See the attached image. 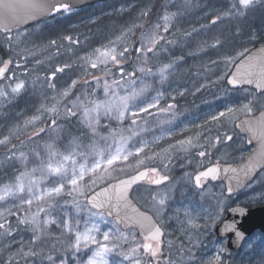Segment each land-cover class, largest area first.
I'll list each match as a JSON object with an SVG mask.
<instances>
[{
  "label": "rangeland",
  "instance_id": "1",
  "mask_svg": "<svg viewBox=\"0 0 264 264\" xmlns=\"http://www.w3.org/2000/svg\"><path fill=\"white\" fill-rule=\"evenodd\" d=\"M178 1L174 0L173 3L171 0L163 4L166 10L177 9V11H165L164 15L159 16L166 28L164 27L163 32H161L156 27L153 30L156 33L155 38H148L147 35L143 37L142 47L147 50V46L154 45L158 37L160 40H164V34L173 26V28H179L184 32L188 31L190 35L195 34L199 37L196 41L199 48L194 50L193 54L191 53V59H194L189 61L184 59L180 61L181 64L178 63L174 67H169L161 74L152 71V65H146L145 71L142 74H137L135 80L137 81V88L144 84L147 91L134 104L129 105L124 119H117L115 112L106 117L117 122L128 121L140 114L147 117L152 110H163L167 103L185 99L188 96L191 97L194 105L182 107L177 115L167 120H163V116L162 120L158 118L149 131L142 132L137 137L130 138L125 142L117 143L88 162L68 167L63 160L59 166L56 165L62 171L54 173L52 179L43 178L36 181L24 176V174H19L15 169L21 164L18 158L15 160L11 156H0V180L5 182V185L0 188V197H3L0 199V219L6 220L16 210L29 205L27 203L29 200L32 204L55 194L50 193V190L60 187L61 184H63L61 192L74 189L81 193L92 181L105 178H109L108 181L115 180L143 167L151 166L155 174L173 175V178L155 186L142 184L132 191V196L143 208L150 210L165 228L166 238L163 247H166V250L173 257L169 254L163 255L159 247V253L156 257H152L150 254L152 257L149 258L150 262L157 260L156 264H213L217 255L220 256V262H222L223 242L215 237L210 238L208 235L221 218L224 191L219 184L199 189L195 185L194 174L196 170L207 167L216 161H233L235 159L239 161L244 158V156H220L223 152L220 143L225 141L228 132L232 133L234 123L238 118L248 114L251 110L255 112L263 108L264 95L257 94L249 88H229L227 91L218 93L220 89L213 87L217 84L211 79L213 76L210 73L213 71L209 67L213 64L220 65L223 62L217 71L230 72L233 64L240 56L264 39V0H258L249 6H244L241 0H191L192 2L183 0L179 2L182 5V10L179 8ZM152 2L153 0H110L105 4H98L75 13L67 9V21L73 22L69 27L72 31L65 32L63 42H58V44H62L61 53H59V49H56L58 48L56 44L58 35H55V38L54 36L46 38L43 32L27 31L2 34L4 52L2 55L0 54V65L5 63L4 66L0 67V148L6 149V146L13 142V138L23 137L31 130L39 129L46 117L44 111L50 109L45 107L46 100L49 103V99L55 95L59 88L65 90V86L71 85L76 78L85 75L86 72L84 73L83 67L93 68L92 64L96 63L97 69L104 67V70L108 71L114 65L116 66L111 61L107 64L101 63L103 58L100 53L106 50L111 51L114 48L116 52L124 53L123 56H117V59L123 62L127 57L125 48L130 43L133 44V36L128 32H135V27H133L137 25L135 20L140 18L139 14L145 16L144 12ZM205 4L211 10H242L248 19L244 24H250L251 30H254L252 34H246L250 35L249 38L242 37L238 42H235V48L228 52L224 51L221 55V57L225 55L221 58L224 61L214 56L219 50L214 49L215 46L212 47L208 42L216 41V39L207 38V34L215 35L218 28L214 24L202 21L204 16L192 17L193 12L191 10L202 9L206 6ZM111 15L114 16V22H116V17L121 19L122 16L120 15H124L123 17L130 18V23L120 25L119 33L109 41L107 38V42L106 40L101 42L100 38L106 27L100 28L97 34L100 38L98 43H93V47L91 40V42L85 43L86 45L83 44L84 51L78 48L75 53V47L82 43L76 37L66 38V35L74 34L75 30L80 28L82 24L81 32H83L86 29L83 26L100 22L105 16ZM82 17L84 18L80 21ZM76 19L78 22H75ZM194 21L195 25L198 21L197 25L199 26L191 28ZM213 28L215 29L212 32H208L209 29ZM84 32L89 33L87 30ZM109 35H114V31L113 33L110 32ZM149 39L151 42L148 43ZM70 50H72L71 54L68 53ZM220 53H222L221 49ZM23 55L26 57L25 60L21 58ZM228 55H235V58L226 59ZM10 57L14 58V61L8 65ZM34 62H36L35 65L27 71L30 86L26 87V81L20 80L18 73L10 71V76H7L9 70H22L24 69L23 65L26 64V67ZM59 64H64V72L57 71ZM51 68L56 73L55 80L47 82L48 86L35 89L37 83L34 84V82L41 78L39 71ZM186 68L193 70L194 74L191 75ZM162 75L166 79L162 80ZM48 80L51 79L48 78ZM20 82H23V89L19 93L13 92L12 89ZM49 84L52 87L57 86V90L50 87ZM35 90L37 94L44 95L45 93L49 97L41 100L31 98V95L35 94ZM209 90L214 92L213 95H209V99L198 101ZM159 93L161 98L159 103H156L153 98ZM42 100L45 102L43 103ZM23 102L27 108L25 106L20 108L23 106ZM32 102L36 104V111L39 114L33 111L35 107L29 106V103ZM150 104H155V106L148 108L146 112L139 111L140 108H147ZM133 112L136 115H132ZM221 112H224L225 115L220 116ZM183 136L189 137L193 141L190 146L180 148L179 155L173 142ZM216 142L219 143V146L216 145ZM211 146L210 152L208 149ZM120 147H123V151L120 153L121 158L112 165H108L107 160L115 155L117 148ZM138 149H142V151L135 154ZM245 149L243 144L244 153L247 151ZM174 151L177 156L174 155ZM128 152H132L134 155L129 156L127 160L123 159ZM201 152H204L205 155L200 156L199 153ZM178 156L180 159L177 158ZM20 160L22 162L23 158L21 157ZM96 164H99L100 167L96 168ZM82 170L84 175L83 179H80L79 173ZM72 178L77 179V185L74 186L70 183ZM21 187L23 191H20ZM246 191L245 203L256 204L264 201V172ZM161 201L164 202L161 203ZM47 221H49L47 225L57 235L65 237L63 244L70 251V253L56 258L52 264H62V262L64 264H84L89 258L93 259L96 264H105V262L106 264H143L144 259L137 249H127L122 255L119 249L112 244L121 237V227L106 214L97 211L86 222H82L69 214L56 212ZM93 224L99 226L98 231L90 233L95 242L93 239H88L87 248L81 247L78 251L70 248V245L75 244L77 232L83 234ZM193 225H197V227H193ZM105 233L109 236L107 241L104 239ZM21 240L23 242V238ZM17 243H20V240ZM39 243L43 244V241ZM81 243L83 245V241ZM104 246H107L109 250L104 251ZM97 252H100V255H96ZM240 259H243L245 264H264L263 234H257L248 240L245 245V252ZM145 263L149 264L148 258H145Z\"/></svg>",
  "mask_w": 264,
  "mask_h": 264
},
{
  "label": "trees",
  "instance_id": "2",
  "mask_svg": "<svg viewBox=\"0 0 264 264\" xmlns=\"http://www.w3.org/2000/svg\"><path fill=\"white\" fill-rule=\"evenodd\" d=\"M163 4L164 3L160 1L154 0L151 5H148L150 6L149 8H147L148 6L146 7L147 9L144 12L146 17L143 14H139L138 16L140 18L135 20L137 24L133 26L135 27V32H128L133 36V44L130 43V45L125 48L128 49V51L125 59L126 64L123 66V73L121 72V68L115 65L111 70L108 69V71L104 70V67L102 69H97L98 67H83V71L84 73L86 72V74L76 78L71 85L65 86V90H61L60 88L57 90V86L52 87L49 84L50 87L57 91L55 95L51 96L49 103L47 100L45 103V107H49L50 109L55 108L56 110L55 112L44 111L46 116L44 122H48L47 126L43 129H33L23 137L13 138V142L11 141L12 143H9L6 149L0 148V156H11L15 160L18 158L21 164L15 167L17 170H15L16 172L24 174V176L36 181L43 178L52 179L54 174L52 169L57 168L56 165L59 166L63 160H65L68 167L88 162L97 157L104 150L106 151L117 145V143L125 142L130 138L137 137L142 132L149 131L158 118L162 120L163 116V120H167L177 115L182 107L186 108L187 106L194 105L191 97L188 96L185 99L167 103V106L163 110H152L147 117L140 114L125 122H117L108 119L106 115H103V110H101L98 121L91 120V123H89V119L91 118L85 119L83 115L85 108L91 109L96 103H102L111 98L110 94L106 96L103 91L105 81H107L110 86L113 81H120L123 83L124 80L128 79V73L133 74L132 78L135 79L137 74H142L139 69H145L146 65H152V71L161 74V69H165L166 71L169 67H174L178 63L181 64L180 61L184 59L188 61L194 59H191V53L193 54L194 50L199 48L196 42L199 37L195 34L190 35L188 31L184 32L179 30V28H173V26L164 34V40H160V37H158L154 45L147 46V50H145V47H142L143 37L147 35L148 38H155L156 33L153 30H155L156 27H158L161 32H163L164 27L166 28L159 16L164 15L165 11H177V9L166 10ZM180 10H182V8H180ZM120 16H122L121 19L115 18L116 22H114L113 15L105 16L100 22L83 26L86 27L83 32H81L82 24L80 28L75 30L76 33L74 32V34L66 35V38L74 36L82 43L75 47V53L78 48L84 51V45L91 42V40V45H93V47L95 43H98L100 38L101 42H104L107 38L109 41L119 33L118 29L120 25L127 22L130 23V18L128 19L127 16L123 17L124 15ZM83 18L84 17H82L80 21ZM76 21L77 19L75 22ZM71 24L72 21H67L66 32L72 31V29L69 28ZM103 27H106V29L99 38L97 36L98 31ZM86 30L89 31V33L86 34L84 32ZM113 31L114 35H109V33H113ZM55 35H58V33L52 34V36ZM207 38L217 40L213 35L207 36ZM56 42L58 45L56 49L58 50L60 47V44H58L59 37H56ZM208 42L213 47L215 41L211 40ZM211 46L210 48L212 49ZM234 46L235 44L229 47L226 46L224 50H221L222 53L218 51L214 56L221 59L225 57V55L221 57L224 51L228 52L235 48ZM149 48L151 51L148 50ZM213 48L217 49L216 47ZM68 53L71 54L72 50L68 51ZM235 55H228L226 59L229 57L234 58ZM221 60L224 61L223 59ZM13 61L14 58L10 57L8 65H11ZM35 63L36 62L30 63L26 67V64L23 65L24 69L22 70H9V75L7 76H10V71L18 73L20 74L19 79L26 81V87L30 86L29 73L27 71L31 66H34ZM221 64H223V62ZM2 65H4V63ZM220 65L213 64L209 67L213 71L210 73L213 76L211 79L216 81L217 84L213 87L220 89L218 93L220 91H227L230 88L227 80L221 75L226 72L217 71ZM165 66L167 67L165 68ZM52 69L53 68L39 71V73H41V78L34 82V84L37 83L34 87L35 89L48 86L47 82L51 81L48 80L47 74H49ZM186 70L191 75L194 74L193 70L188 68H186ZM65 91H68L67 96H64ZM115 91L121 96L126 93L123 88H116ZM213 93L214 92L210 90L207 91L203 98L198 101L209 99L208 96L211 94L213 95ZM45 97L48 98L49 95L45 93L44 95L37 94L36 90L35 94L31 95V98H38L39 100L45 99ZM42 102L44 103L45 100H42ZM29 104L31 108L35 107L33 109L34 112H38L36 111V104L33 102ZM22 105L23 106L20 108L24 106L27 108L24 102ZM69 109L75 112L76 115L67 116ZM37 114H39V112ZM30 115L33 114L30 113ZM53 120L57 121L56 125L52 124ZM133 121H135V123H133ZM192 141L193 140L186 136L176 139L173 143L174 146H176L175 149L177 154L180 155L179 149L189 145V142L191 144ZM174 155L177 156L175 151ZM21 157L23 158L22 162L20 160ZM177 158L180 159L179 156ZM49 166H51V168ZM108 179L109 178L92 181L81 193L74 189H68L60 192L59 195H50L40 201L16 210V212L12 213L6 220L0 219V259L6 264H50L48 260L49 256H52L55 260L60 256L70 253L63 244L65 237L57 235L45 221L48 220L52 214L61 212L69 214L79 221L86 222L92 214L97 212L89 206L87 201L88 194L95 188L106 183ZM2 182L3 180H0V188L5 185V182ZM41 209H43V211H41ZM120 231L121 237L116 240V243L112 244L115 248L119 249L122 255L127 249H137L144 259L142 262L143 264H146L145 258H148L149 264H156L157 260L156 262H150L149 258L152 257L143 247L144 244H151L155 247V243L144 239L137 230L120 229ZM22 238L23 242L21 240ZM19 240L20 243H17ZM40 241H43V244H40ZM166 249L167 248L163 247V245L160 247L163 255L170 254ZM231 264L236 263L231 262ZM237 264L240 263L237 262ZM241 264H245L243 259Z\"/></svg>",
  "mask_w": 264,
  "mask_h": 264
},
{
  "label": "water",
  "instance_id": "3",
  "mask_svg": "<svg viewBox=\"0 0 264 264\" xmlns=\"http://www.w3.org/2000/svg\"><path fill=\"white\" fill-rule=\"evenodd\" d=\"M97 1L98 0H0V28L10 30L16 26L26 27L31 25L46 17L59 3L67 2L70 3L73 8H81L86 5L94 4ZM42 4L43 7L41 6ZM262 49H264V44L254 47L242 58H240L228 75L227 82L231 78L232 74H234L242 65H247L251 58L256 59H253V67L250 70L258 71L259 65L264 62L259 59L260 57H264V52H261ZM124 63L125 61L121 62L118 66L123 65ZM252 79H255V77H252ZM229 86L235 89L249 87L258 92H264L259 91L255 84L243 83L236 86L229 84ZM236 126L238 130L246 136L248 144L250 146H254L252 152L245 156L242 162H218L197 171L198 173L213 166H219L221 173L217 180L214 181H223L226 183V187L229 186L228 177L236 174L231 172L224 173L223 169L235 168L237 169V173H239V170L244 168L249 163V158L255 156L260 151L261 145L264 143V109L256 115L243 116L236 122ZM254 162L264 164V158L257 156L255 157ZM263 169L264 168H257L253 180ZM150 174L151 168L148 166L143 167L134 173L112 180L98 187L89 193L87 200L93 209L112 218L123 230L136 229L143 235L144 238L148 235V233H152L154 238L148 240L156 243V238H158L160 243L165 237L164 228L161 226L154 214L149 210L142 208L131 194L132 190L137 185L149 179ZM161 177L165 179H160ZM168 179L169 176L158 174L152 179V181L159 180V182L154 183L159 184L167 181ZM120 181H124L125 185L122 186ZM252 181H245V185ZM232 183L234 184L235 181L233 180ZM245 187L237 188V190L231 194H234ZM105 189H107L106 192H104ZM102 192L104 194L100 195ZM94 197L96 198L95 203L93 202ZM237 208L246 210L247 214L242 217L239 215H233L232 210ZM233 220L237 221V230L244 233V239L237 241L234 231L230 230L224 232V224ZM135 221H140L144 227L141 228L140 224L135 223ZM155 226H158L161 231L154 232ZM256 230L264 232V204L253 207L245 205L232 207L228 210L226 218L221 220L215 228L218 239L228 237L227 252H232L242 248L245 241ZM0 264L5 263L0 260Z\"/></svg>",
  "mask_w": 264,
  "mask_h": 264
},
{
  "label": "snow or ice",
  "instance_id": "4",
  "mask_svg": "<svg viewBox=\"0 0 264 264\" xmlns=\"http://www.w3.org/2000/svg\"><path fill=\"white\" fill-rule=\"evenodd\" d=\"M255 2H258V0H241V3L244 6H249ZM43 7V4L41 5ZM61 7L67 9L68 6L67 5H57L52 11L53 14L55 12H58L61 10ZM215 22V21H213ZM151 42V40H148V43ZM149 51H151V49H148ZM99 51V50H98ZM125 52L128 51V49L124 50ZM139 51V50H138ZM261 52H264V49L261 50ZM123 52H116V50L113 48L111 49V51H104L102 53H100L101 57L103 58L101 60V63L107 64L109 61H111L114 64L119 65L121 63V61L119 59H117V56H123ZM253 59L256 58H251L250 62L247 65H242L234 74H232L231 78L228 80V83L230 85L236 86L239 84H243V83H248V84H255L256 88L259 91H264V62H262L259 65V70L258 71H253L250 70L253 67ZM259 59H261L262 61H264V57H260ZM93 68H96L97 65L96 63L92 64ZM167 66H165L166 68ZM57 71H62V69L58 68ZM140 72H144L145 69L144 68H140L139 69ZM165 71V69H161V73H163ZM121 72L123 73V67H121ZM131 73H128V79L124 80L123 83H121L120 81H113L112 85L110 86L108 84L107 81H105L104 85H103V91L105 93V95H109L110 94V99H107L105 101H103L102 103H96L95 106L91 109L85 108L84 109V117L85 119H88L89 117L91 119H89V123H91V120H97L98 121V117L101 114V110H103V115H111L113 112H115L117 114V119H124L125 116V112L129 109V105L130 104H134L136 100H138L146 91H147V87L142 84L139 88H137V81L135 79L132 78ZM53 77H55V73L52 74ZM252 77H255V79H252ZM161 79L164 80L166 79L165 76H161ZM116 88H123L126 91V95H119L115 89ZM23 89V82H20L18 85H16L12 91L15 93H19L21 90ZM68 95V91L64 92V96ZM161 98V94H157V96H155L153 99L156 101V103H159V99ZM155 104H150L148 105L147 108H140L139 111L140 112H146L148 110V108L150 107H154ZM245 107H247V105H245ZM48 111L51 112H55V108L52 109H48ZM229 111H231V109H229ZM76 113L71 111L70 109L67 112V116H75ZM132 115H136L135 112L132 113ZM220 116L225 115L224 112H221L219 114ZM57 121L53 120L52 124L56 125ZM133 123H135V121H133ZM52 130H56V129H52ZM251 130V129H249ZM43 131V130H42ZM135 135V133H134ZM228 140H231V137H227ZM5 143L7 142L6 140L4 141ZM189 146H190V142H189ZM123 151V147L117 148L116 150V154L113 155L111 158H109L107 160V164L108 165H112L115 161L119 160L120 157V153ZM142 151V149H138L136 150L135 154H139V152ZM134 155V153L132 152H128L127 155H125L123 157V159L127 160L129 156ZM200 156H204L205 153L201 152L199 153ZM261 157L264 158V143H262L261 145V149L260 151L253 157L249 158V163L244 167L241 168L239 170V173H237V169L235 168H224L223 172L224 173H234L236 175L228 177L229 179V186L227 187V192L229 194L235 192L237 190V188H242L245 186L251 187L252 184L248 183L247 185H245V181H252L254 178V174L257 170V168H264V164H260V163H256L254 162L255 157ZM142 163V162H141ZM51 168V166H49ZM96 168H99L100 165L96 164L95 166ZM52 171L54 173H60L62 170L57 167L55 169H52ZM155 171V170H154ZM221 173V169L219 168V166H213L211 168H208L204 171H200L198 172L195 177V185L196 187H201L204 183V181H206L208 178H211L212 180H217V178L220 176ZM83 175L84 172L83 170L79 173V177L80 179H83ZM146 178V177H145ZM160 179H165L163 177H161ZM235 181V183L233 184L232 181ZM153 183L159 182V180H154L152 181ZM257 183L259 181H256ZM70 183L72 185H77V179L76 178H72L70 180ZM120 184L122 186L125 185L124 181H120ZM63 189V184L60 185V187H56V188H52L50 190V193H55L57 195L60 194V192ZM20 191H23V188L21 187ZM29 191H31V189H29ZM107 189L104 190V192H106ZM104 193L102 192L100 195H103ZM0 199H3V197H0ZM96 198H93V202L95 203ZM164 201H161V203H163ZM27 203H31V200L27 201ZM41 211H43V209H41ZM232 214L233 215H239V216H244L246 215V210L244 209H233L232 210ZM46 224L49 223V221H45ZM135 223L140 224L141 228L144 227V225L140 222V221H135ZM193 227H197V225H193ZM238 225H237V221L233 220L231 222H226L224 224V232L227 231H234L235 232V236L237 241L244 239V233L237 230ZM99 230V226L97 224H93L91 226V228H89L85 233H79L77 232L76 234V239H75V244L74 245H70V248H74L75 250H80L81 247L87 248V240L88 239H93L90 236V233L92 231H98ZM161 230L159 229L158 226H155L154 228V232H160ZM146 239H153V234L152 233H148V235L145 237ZM104 239L105 241L109 240V236L107 233H105L104 235ZM81 241H83V245L81 243ZM143 247L145 248L146 252L150 253L152 257H156L159 253V239L156 238V246L155 248L151 245V244H144ZM104 251H108L109 249L107 248V246L103 247ZM223 251V249H222ZM96 255H100V252H97ZM194 259V257H193ZM48 260L50 262V264H52V262L54 261V258L52 256L48 257ZM62 264H64V262H62ZM84 264H96V262L89 258L86 262H84ZM106 264V262H105ZM215 264H220V256L217 255L215 257Z\"/></svg>",
  "mask_w": 264,
  "mask_h": 264
},
{
  "label": "flooded vegetation",
  "instance_id": "5",
  "mask_svg": "<svg viewBox=\"0 0 264 264\" xmlns=\"http://www.w3.org/2000/svg\"><path fill=\"white\" fill-rule=\"evenodd\" d=\"M109 1L110 0H98L94 4L87 5V6L81 7V8H73L71 6V4L67 3V2L59 3L57 5H61V6L67 5L68 6L67 9H70L71 11H73L75 13V12H79V11H83L85 9L91 8V7L96 6L98 4H105ZM157 1H160V2L166 4L167 2H170L171 0H157ZM182 1L183 0L178 1L179 8H182V5L179 4V2H182ZM172 2L174 3V0H172ZM190 2H192V1L190 0ZM67 9L61 7V10L58 12H55L54 14H53V11H51L46 17H44L43 19H41L39 21H36L35 23H33L32 25H29L27 27L16 26L10 30L0 28V54L2 55L4 52L3 51V45H2V38H1V35L4 33H6V34L10 33L11 34V33H15L18 31L43 32V35L46 38H50V36L52 34L58 33L59 41H60L59 43L63 42L64 37H65L66 28H67V16H66ZM191 11L193 12L192 17L204 16L201 19L202 21H206L209 24H214L218 28V30H216V34L213 35V36H216V38H217V40L213 43V45L215 47H219L220 49H223L226 46L229 47V46L235 44V42H238V40L242 37H248L249 38L250 35H246V34L247 33L252 34L254 32V30H251L252 27L250 28V24L249 25L244 24L245 22L248 21V19L245 17L246 15L243 13L242 10H227V9H212L211 10L208 7V5H206L202 9H192ZM213 21H215V22H213ZM197 23H198V21H197ZM197 23L195 25V21H194L193 24L191 25V28L198 27L199 25H197ZM214 29L215 28L209 29L208 32H210V31L212 32V30H214ZM207 36H211V34H207ZM261 43H264V39L262 41H260V44ZM61 49H62V44L59 47V50H60L59 53H61ZM21 58H22V60L26 59V57L24 55ZM59 68L62 69V71H59V72H64V70H65L64 64H59ZM53 73L54 72H50L49 74H47V76L52 81H54L56 78V73H55V77L52 76ZM228 74L222 73L221 75H223V78L226 79ZM253 92H256L257 94L264 95V93H258L257 91H254V90H253ZM262 107L263 108H260L259 110L255 111V112L251 110L250 112H248V114H246L244 116L256 115L264 109V104ZM238 119L234 123V126L232 128L233 129L232 133L228 132L229 134L227 137H231V140H228L226 137L225 141L223 143H220L222 145L221 151L223 150V152H221L220 156H244V158H245V156H247L253 150L254 146H250L248 144L246 136L243 135L238 130V128L236 127V122L238 121ZM231 127H232V125H231ZM232 134H233V136H232ZM243 144L245 145V148H246L245 151L247 150L246 153L243 152L244 151L243 150ZM216 145L219 146V143L216 142ZM211 149H212V146L208 150L211 152ZM214 151H216V150L214 149ZM243 159H241L239 161H237L235 159L233 161L231 160V161H221V162L239 163V162H242ZM216 162H219V161H216ZM213 163H215V162H213ZM210 164H212V163H210ZM196 172H197V170H196ZM196 172H195V174H196ZM262 172H264V169L259 173V175ZM258 176L256 177V179L258 178ZM255 180L252 181L251 184H253L255 182ZM214 184L221 185L223 188V191H224V202H223V206H222L221 218L216 222V224L213 226L212 232L208 235L210 238L215 237L217 239L215 227H216L218 222H220L221 220L226 218L228 210L230 208L238 206V205H246L248 207L256 206L259 204H264V201H262V203H256V204L245 203L244 202V198H245L244 196H246V194H247L246 190L249 188L248 186H246L244 189H242V190H240L234 194H228L225 182L207 179L206 181H204L202 187H199V188L202 189L204 187H207L209 185H214ZM257 234H263V236H264V232L257 230L254 232V234L250 238L255 237ZM250 238L247 239V241L245 242L242 249L235 250L232 252H227L228 237L223 238V239H217V240L223 242V244H224V251L221 255L222 256V262H220V264L231 263L233 259L237 262L242 261V259H240V258H242V255L245 252V245L248 242V240H250ZM213 264H215V263H213Z\"/></svg>",
  "mask_w": 264,
  "mask_h": 264
}]
</instances>
